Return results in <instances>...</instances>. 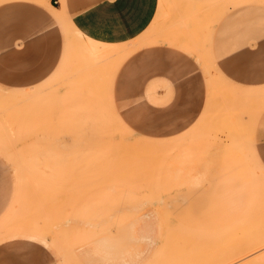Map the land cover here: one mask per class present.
<instances>
[{"label": "rangeland", "instance_id": "1", "mask_svg": "<svg viewBox=\"0 0 264 264\" xmlns=\"http://www.w3.org/2000/svg\"><path fill=\"white\" fill-rule=\"evenodd\" d=\"M60 2L50 11L63 34L56 69L29 88L0 85L1 257L264 264V84L230 80L210 48L225 12L264 0H160L123 44L83 36ZM153 44L194 60L205 79L202 110L174 136L138 129L119 94L123 61Z\"/></svg>", "mask_w": 264, "mask_h": 264}, {"label": "crops", "instance_id": "2", "mask_svg": "<svg viewBox=\"0 0 264 264\" xmlns=\"http://www.w3.org/2000/svg\"><path fill=\"white\" fill-rule=\"evenodd\" d=\"M34 1L0 2V85L5 88L39 84L53 73L61 59L63 34L50 13L60 9L61 2L46 0L48 6L44 7ZM159 1L63 0V5L83 36L101 43L123 44L147 29L157 15ZM214 31L210 48L218 69L236 83L263 85L264 9L231 8L221 16ZM174 54L166 45L143 46L123 61L117 77L123 111H137L140 115L134 125L140 130H153L160 137L187 129L202 110L206 96L200 67L194 60ZM149 86L156 87L153 100L147 95ZM147 228L144 226L143 232ZM46 256L43 254L38 264ZM2 258L5 264H18L12 255H0Z\"/></svg>", "mask_w": 264, "mask_h": 264}, {"label": "bare ground", "instance_id": "3", "mask_svg": "<svg viewBox=\"0 0 264 264\" xmlns=\"http://www.w3.org/2000/svg\"><path fill=\"white\" fill-rule=\"evenodd\" d=\"M44 1H46V0H44ZM47 1H48V0H47ZM45 3H46V2H45ZM47 3H48V2H47ZM48 4H49V3H48ZM47 6H48V5H47ZM50 6H51V5H50ZM51 7H52V6H51ZM50 9H53V8H50ZM54 9H55V8H54ZM54 9H53V10H54ZM207 81H208V80H207Z\"/></svg>", "mask_w": 264, "mask_h": 264}]
</instances>
